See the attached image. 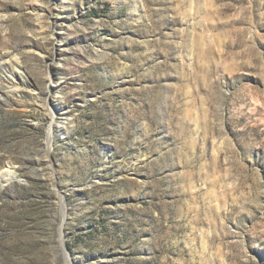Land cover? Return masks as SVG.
<instances>
[{
    "label": "rangeland",
    "instance_id": "obj_1",
    "mask_svg": "<svg viewBox=\"0 0 264 264\" xmlns=\"http://www.w3.org/2000/svg\"><path fill=\"white\" fill-rule=\"evenodd\" d=\"M44 1L0 0V264H264V0Z\"/></svg>",
    "mask_w": 264,
    "mask_h": 264
},
{
    "label": "bare ground",
    "instance_id": "obj_2",
    "mask_svg": "<svg viewBox=\"0 0 264 264\" xmlns=\"http://www.w3.org/2000/svg\"><path fill=\"white\" fill-rule=\"evenodd\" d=\"M39 3H40V5L32 6V10L36 13L38 21L42 17L44 18L43 14H44L45 8L49 7L48 3L46 1H44V0H39ZM40 22H41V20H40ZM16 62H18V61H16ZM6 79L11 82L12 86L16 85L15 84L16 82L14 83L13 79H11V78L10 79L6 78ZM48 113L51 116V119L53 121V123L50 124V126H49V128L47 130V134H46L47 135V140H48V146L51 148V139H52L53 134H54V129L60 135L65 133V126H64L65 113L62 112L63 113L62 116H59V117L56 116V112L54 110H52V109ZM62 137H63V135H62ZM14 178H15V173H14L13 169H11L10 167H5V168L1 169V171H0V181L9 182L10 180H12ZM0 188H1V185H0Z\"/></svg>",
    "mask_w": 264,
    "mask_h": 264
},
{
    "label": "water",
    "instance_id": "obj_3",
    "mask_svg": "<svg viewBox=\"0 0 264 264\" xmlns=\"http://www.w3.org/2000/svg\"><path fill=\"white\" fill-rule=\"evenodd\" d=\"M0 185H1V187H2V181H0ZM0 190H1V188H0Z\"/></svg>",
    "mask_w": 264,
    "mask_h": 264
}]
</instances>
